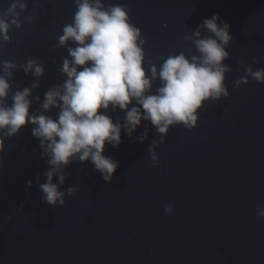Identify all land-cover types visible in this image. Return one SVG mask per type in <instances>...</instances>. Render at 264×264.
Listing matches in <instances>:
<instances>
[{
	"label": "water",
	"instance_id": "1",
	"mask_svg": "<svg viewBox=\"0 0 264 264\" xmlns=\"http://www.w3.org/2000/svg\"><path fill=\"white\" fill-rule=\"evenodd\" d=\"M11 2L0 0V11ZM25 2L22 27L11 30L8 43H0V62L41 60L45 75L35 94L42 102L47 89L62 83L57 69L68 52L54 46L64 25L73 21L75 2ZM103 2L131 9V22L146 40V61L157 68L161 56L189 47L195 53L185 35L218 14L233 37L225 61L232 69L225 79L229 97L206 101L194 129L172 126L156 149L159 167L148 152L159 134L144 121L133 139L122 132L118 148L105 145L104 155L119 161L110 182L90 161L74 162L61 190L73 185L79 190L66 196L62 207L42 202L37 177L46 182L49 165L41 159L33 126L6 138L0 152V264H264V219L257 216L264 206V84L249 78V84L234 86L244 75L243 64L264 69V0ZM30 16L35 19H25ZM13 79L21 88L34 82L22 70ZM159 86L156 81L153 92ZM35 111L38 103L30 109ZM108 114L124 118L122 110ZM145 127L148 138L140 143L135 137ZM170 204L174 213L167 215Z\"/></svg>",
	"mask_w": 264,
	"mask_h": 264
},
{
	"label": "clouds",
	"instance_id": "2",
	"mask_svg": "<svg viewBox=\"0 0 264 264\" xmlns=\"http://www.w3.org/2000/svg\"><path fill=\"white\" fill-rule=\"evenodd\" d=\"M74 2L73 21L64 25L54 46L68 52L57 69L62 83L47 89L42 102L35 94L45 75L41 60L0 62V152L6 138L16 136L29 123L33 126L31 134L39 140L41 159L49 165L43 173L46 182L39 183L37 177V183L43 193L42 202L53 207L64 206L65 197L79 190L75 185L66 192L61 190L68 175L66 169L74 162L90 161L94 170L110 182L119 161L104 155L105 145L118 148L122 132L133 139L142 121L150 122L159 134L148 148L153 166L159 167L156 149L166 142L170 128L182 124L188 130L194 129L198 110L206 101L228 98L225 79L232 71L225 61L230 59L227 48L233 37L230 25L218 14L205 18L191 35H185L184 40L194 46L195 53L189 47L179 54L161 56L163 62L157 68L151 60L146 61V40L131 22V9L126 4ZM26 10L25 0H12L0 11V43H8L11 30L22 27L21 12ZM243 69L244 75L235 81L236 88L249 84V78L264 84V69L254 71L247 64ZM20 70L34 78L30 86L21 88L13 79L14 72ZM156 81L160 86L153 92ZM34 103L39 104V111L30 112ZM53 110L55 117L48 114ZM117 110L124 112L123 120L108 114ZM149 130L145 127L135 140L144 143ZM27 184L30 188L32 181ZM164 211L172 215L174 206L170 204ZM257 216L264 219V206L257 209Z\"/></svg>",
	"mask_w": 264,
	"mask_h": 264
}]
</instances>
